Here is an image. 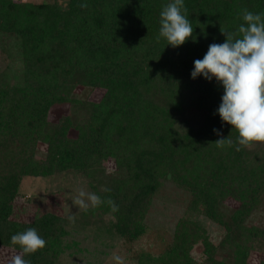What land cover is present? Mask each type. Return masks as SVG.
Listing matches in <instances>:
<instances>
[{"label": "trees", "instance_id": "16d2710c", "mask_svg": "<svg viewBox=\"0 0 264 264\" xmlns=\"http://www.w3.org/2000/svg\"><path fill=\"white\" fill-rule=\"evenodd\" d=\"M170 2L0 0V47L19 67L0 74L1 246L21 252L12 235L34 227L46 246L24 258L71 264L61 260L66 217L46 211L22 221L13 214L24 176L72 170L119 206L113 213L103 203L83 214L112 215V231L135 264H253L252 250L264 244V227L249 223L264 197V145L237 151L238 132L218 114L222 84L191 72L210 44L225 42L221 28L236 31L243 9L264 13V0H184L193 34L175 48L156 40ZM79 86L104 94L83 99ZM66 104L69 112L51 120V109ZM228 137L231 147L214 143ZM168 181L188 193L187 212L171 241L139 247L150 207ZM206 221L221 231L218 240ZM199 243L202 258L193 253Z\"/></svg>", "mask_w": 264, "mask_h": 264}, {"label": "rangeland", "instance_id": "374dc122", "mask_svg": "<svg viewBox=\"0 0 264 264\" xmlns=\"http://www.w3.org/2000/svg\"><path fill=\"white\" fill-rule=\"evenodd\" d=\"M24 1L59 2L64 5L67 2V0ZM9 68L19 69L18 62L16 63L13 57H9L7 52H4L0 47V74L1 71ZM75 93L83 99L99 101L104 94V89L79 86ZM69 107L70 105L67 104L54 106L50 112V119L57 120L60 115L69 112ZM255 144L264 145V142ZM44 152L45 146L41 144L39 153L43 155ZM113 166L112 159L104 165L108 172H113ZM91 183L88 177L72 170L50 176L26 175L15 200L13 217L28 221L46 211H54L66 217L68 233L64 239L66 248L61 256L62 262L71 264H135L133 251L128 250L124 246L123 239L112 231V215L101 216L99 213H90L89 216H86L83 214V210H79L77 206L73 205L70 197L74 196L79 189L94 193ZM188 200L187 192L177 187L173 182H166L150 207L147 216L148 230L139 247L154 248L171 241L177 220L187 212ZM72 214L76 217L74 223L68 220V216ZM249 223L264 227V197L259 207L251 215ZM206 224L213 232L214 239L218 240L221 232L219 228L211 222L206 221ZM18 253L20 251L17 249L0 245V264H8L11 256ZM193 253L195 257H203L201 243L196 245ZM116 257H119L120 260L118 261ZM250 261L253 264H261L264 261L263 242L256 244L251 252Z\"/></svg>", "mask_w": 264, "mask_h": 264}, {"label": "clouds", "instance_id": "9594fccd", "mask_svg": "<svg viewBox=\"0 0 264 264\" xmlns=\"http://www.w3.org/2000/svg\"><path fill=\"white\" fill-rule=\"evenodd\" d=\"M87 8L86 3L79 5ZM244 23L236 31L221 33L226 36L222 44L212 43L203 59L194 61L193 79L203 76L211 81L215 77L224 89L218 114L222 120L230 124L238 132L236 143L241 147H251L253 142H264V13L254 14L248 9L242 10ZM159 35L167 41V45L179 47L193 34V27L187 18V8L184 0H172L163 6L159 19ZM218 136L222 134L214 129ZM218 148L231 147L233 140L221 138L214 142ZM104 191H111L104 189ZM73 205L79 210L87 211L89 207H98L107 203L113 213L119 211L114 200H103L93 192L79 189L70 197ZM75 215H69L68 220L75 222ZM12 245H18L21 252L12 255L8 264H31L24 258L34 254L46 246L37 230L32 227L12 235ZM119 261L120 258L116 257Z\"/></svg>", "mask_w": 264, "mask_h": 264}]
</instances>
